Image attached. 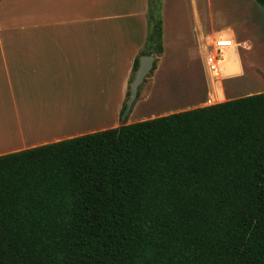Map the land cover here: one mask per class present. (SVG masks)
Returning a JSON list of instances; mask_svg holds the SVG:
<instances>
[{
	"label": "trees",
	"instance_id": "1",
	"mask_svg": "<svg viewBox=\"0 0 264 264\" xmlns=\"http://www.w3.org/2000/svg\"><path fill=\"white\" fill-rule=\"evenodd\" d=\"M0 264H264V91L0 155Z\"/></svg>",
	"mask_w": 264,
	"mask_h": 264
},
{
	"label": "crops",
	"instance_id": "2",
	"mask_svg": "<svg viewBox=\"0 0 264 264\" xmlns=\"http://www.w3.org/2000/svg\"><path fill=\"white\" fill-rule=\"evenodd\" d=\"M148 2L39 0L42 9L38 0H0V155L122 124L135 60L147 39ZM162 20L164 50L155 57L152 88L125 122L206 105L218 88L212 81L180 74L159 81L181 69L204 72L213 37L233 41L224 54L220 74L230 78L216 94L219 102L264 91L241 94L236 85L256 65L243 51L264 46V11L255 0H162ZM188 80L199 84L193 93ZM181 90L190 98H177L183 101L177 105L174 94ZM163 91L175 103L145 114L141 108Z\"/></svg>",
	"mask_w": 264,
	"mask_h": 264
},
{
	"label": "rangeland",
	"instance_id": "3",
	"mask_svg": "<svg viewBox=\"0 0 264 264\" xmlns=\"http://www.w3.org/2000/svg\"><path fill=\"white\" fill-rule=\"evenodd\" d=\"M36 5H37V7L41 6V4L39 3V0H38V3ZM42 5L45 6L44 3H42ZM258 5L264 11V9L262 8V6L260 4H258ZM41 8L44 9L42 6H41ZM263 33H264V31H263ZM244 53H248L249 54V56L251 57L250 61L252 60V57H253L254 58V63H256V65L252 67L251 72L250 73L248 72L247 73V76L244 77L241 80L240 83L237 82L238 83V84H236V85H238L237 88H240V90L243 89V91H244V92H240L241 94H244L245 92H249V91L261 90L262 88H264V85H263V87H261L262 84L259 81L260 79H262V81L264 82V73L262 72V69H261L264 66V64H263L264 63V46H261V47L260 46H254V48H253L252 51H247V52H244L243 51V54ZM261 64H263V65H261ZM195 68L197 70L196 72H195ZM203 68H204V72H201L202 70L200 69V67H194V70L193 71H190V72H182L181 71L182 69L179 70V72H178V70L176 72L173 71L174 72L173 74H172V72H169V73L164 74L162 76V78L159 81V85L161 86L169 76H175L174 78H176V76H178V74H180V76L184 75L186 77H192V78L200 77V82L205 83V79H206L207 82L208 81H212L213 87L215 89L218 87L216 90H212L210 92L209 100L207 101V104L206 105L212 104V103H217V102L220 101V99L219 98H216V94H219V93L221 94L222 93V89L220 87L222 86V83H224L225 79H229L230 76H224L223 77V75L225 73V71H224V73L222 75L220 74L217 78H214L213 79L211 77L210 73L208 71H207L208 73L206 72L205 67H203ZM253 70H255V72H253ZM153 71H154V69L153 70L152 69L150 70V72L147 74L145 80L140 85L139 96L137 97L136 101L133 103V105L131 107V110L128 113V117L131 116V114L133 112V109L135 108V105L138 103L137 101L142 97L143 92H146V91L151 90V88H152L151 77H152ZM229 83H231V82L228 81L227 82V85ZM241 87H244L246 90L244 88H241ZM215 91H216V93H215ZM161 93H162V95H161ZM161 93L159 94L160 96H162L161 98H164V95H165V99L166 100L164 99L162 101V99H160L159 98V95H158L157 98H156V100L153 103L151 102L152 104L150 102H148V103L145 104L144 107L141 108L144 111L145 114L151 113L152 110L153 111H162V107L161 106H160V108L159 107L158 108L156 107L157 106L156 103H158V100L157 99H160L159 100L160 102L165 103V106H166V101L168 103L172 104L171 102H172V97L173 96L171 94H169V93H165V91H164V93L163 92H161ZM183 94H184V90H181L180 93H179V96L184 97ZM152 100H153V97H152ZM174 101L175 100H173V102ZM160 102H159V105L160 104L162 105V103H160ZM151 106H152V108H151ZM168 106H169V104H168ZM168 106H166V107H168ZM163 109H167V108L163 107ZM126 116L127 115H125L124 113H123V115H121L122 122L125 121Z\"/></svg>",
	"mask_w": 264,
	"mask_h": 264
},
{
	"label": "built area",
	"instance_id": "4",
	"mask_svg": "<svg viewBox=\"0 0 264 264\" xmlns=\"http://www.w3.org/2000/svg\"><path fill=\"white\" fill-rule=\"evenodd\" d=\"M231 46H233V41L229 37L221 36L211 39L205 54V64L212 78L220 75L225 51Z\"/></svg>",
	"mask_w": 264,
	"mask_h": 264
},
{
	"label": "water",
	"instance_id": "5",
	"mask_svg": "<svg viewBox=\"0 0 264 264\" xmlns=\"http://www.w3.org/2000/svg\"><path fill=\"white\" fill-rule=\"evenodd\" d=\"M154 60H155V57L153 55H142L141 56L139 67L131 83V96L128 100L127 107L124 111L125 115H127L130 112L131 107L137 98L139 86L142 84L145 77L150 72Z\"/></svg>",
	"mask_w": 264,
	"mask_h": 264
},
{
	"label": "bare ground",
	"instance_id": "6",
	"mask_svg": "<svg viewBox=\"0 0 264 264\" xmlns=\"http://www.w3.org/2000/svg\"><path fill=\"white\" fill-rule=\"evenodd\" d=\"M189 78H190V77H189ZM187 79H188V78H187ZM180 82H181V81H179V84H181V85L184 84V81H182L181 83H180ZM188 82H190V81L188 80V81H186L185 83H188ZM193 82H194V81H193ZM193 82H190V83H189V86H191V90H192L193 86H194L195 84H197L196 81H195V84H193ZM177 84H178V83H177ZM179 84H178V85H179ZM181 85H180V86H181ZM197 85H199V84H197ZM185 86H186V85H185ZM189 86H188V87H189ZM195 87H196V86H195ZM189 88H190V87H189ZM193 90H194V88H193ZM193 90H192V93L194 92ZM163 93H164V91H163ZM192 93H191V94H192ZM161 95H162V93H161ZM188 96H189V93H188ZM161 97H162V96H160L159 98L162 99V101H163V100L165 99V95H164V98H161ZM174 98H175L176 101L178 100L177 98H180V99L182 98V99H183V97H181V96H178V97H177V95L175 96V94H174ZM184 98H185V97H184ZM187 98H190V96L187 97ZM187 98H185V99L187 100ZM160 99H157V100H158V103H156V104H157V106H156L157 108H158V107L160 108V106L162 107V109H163V107L166 108V106H168V104H169V106H170V103H168L167 101H166V106H165V103H163V102H160V103H162V105H161V104L159 105V100H160ZM182 99H181V100H182ZM165 100H166V99H165ZM173 100H174V99H172V102H171V103H173ZM186 100H185V101H186ZM164 102H165V101H164ZM178 102L181 104L183 101H177V105L179 104ZM167 103H168V104H167ZM174 103H175V101H174ZM185 103H186V102H185ZM158 105H159V106H158ZM163 105H164V106H163ZM151 108H152V106H151ZM154 108H155V107H154ZM167 109H168V108H167ZM155 110H156V109H155ZM152 111H153V110H152Z\"/></svg>",
	"mask_w": 264,
	"mask_h": 264
}]
</instances>
